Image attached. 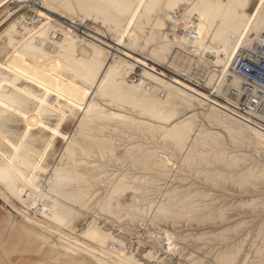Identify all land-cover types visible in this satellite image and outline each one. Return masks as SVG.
Listing matches in <instances>:
<instances>
[{
    "label": "bare ground",
    "instance_id": "obj_1",
    "mask_svg": "<svg viewBox=\"0 0 264 264\" xmlns=\"http://www.w3.org/2000/svg\"><path fill=\"white\" fill-rule=\"evenodd\" d=\"M15 1H33L40 21L24 11L0 32V196L17 198L26 209L15 214L56 236L47 255L62 249L96 264L133 255L150 264H264V196L254 193L264 186V118L238 111V97L228 94L240 95L246 83L232 70L235 54L264 48V0ZM161 65L178 76L165 77ZM135 66L150 88L127 80ZM67 103H83V111L50 168L45 150L55 137L44 124L72 115ZM106 126L125 160L100 155L108 135L92 129ZM108 218L118 223L104 224ZM138 225L148 239L133 243ZM203 248L206 255L196 254Z\"/></svg>",
    "mask_w": 264,
    "mask_h": 264
},
{
    "label": "rangeland",
    "instance_id": "obj_2",
    "mask_svg": "<svg viewBox=\"0 0 264 264\" xmlns=\"http://www.w3.org/2000/svg\"><path fill=\"white\" fill-rule=\"evenodd\" d=\"M27 2H24V1L19 2V1H15V0H0V32L6 26V24H7L6 19L9 16L14 17L17 14L24 12V11L28 15H32L33 13L35 14V12H32L29 10V8H30L29 6L33 3V1L30 3H29V1H27ZM253 8H254V6H252L251 10H253ZM4 11H7V12H4ZM46 11H48V10H46ZM49 12L52 15H53V13H55L53 16L54 17L56 16V18L59 20H63V19L59 18V16L57 17V15H59V14L65 16V17H68L63 12H59V13H58V11H56L57 13L51 12V11H49ZM168 15H169V13H168ZM84 20H87V19H85V18L81 19V21H84ZM94 23L97 24L98 22H94ZM98 25L100 26V24H98ZM158 67L160 69V73L162 75H164L165 77L178 76L175 71H172L166 65H161ZM217 85L219 86V83ZM45 88L46 87H43L42 91H48L49 90V94L52 93V89L53 90L56 89V88H52V89H48V88L45 89ZM198 88H200V87H198ZM200 89L204 90V92H206L204 94H206V95H207V93L212 92L211 90H208L205 88H200ZM187 93H188V96H190V97L196 96L197 98H203L204 100L207 99L206 96L200 97V96L195 95L191 91H188ZM53 97H56V95H53ZM203 99H202V101H204ZM40 102L44 103L46 101L43 98H40ZM72 108H73V111H71ZM79 109H80V112H79ZM65 111L72 113V115L68 116V115H64L62 113L58 116H51L53 119L48 120L44 124V127L49 132V134H51L52 136L55 137V146L52 149L50 148V149L45 150L46 151L45 156L47 158V162L50 164V168L56 164L55 162H57V159H58V156L60 155V153L64 152L66 154V152L64 151V145L68 139L67 137L71 134V132L73 130H75V131L78 130V128H75V124L77 122V120H76L78 118L77 116L80 115L81 112L83 111V103L79 104L77 107H74L72 104L67 103V106L65 107ZM201 122H203V121H201ZM201 122H200V124H201ZM92 131L94 133L108 135L107 141L103 143L104 148H101V150H100L101 156L104 157L106 151H109L111 155H114L115 157L119 158L122 161L126 159V155H127L126 149L124 148L123 145H118L117 137L115 135L109 134V126H106L103 129L93 128ZM76 138H77V140H79L81 138V136L77 135ZM242 147L243 146H241V148L238 147V150L241 149L240 151H237V149H235L234 150L235 153L237 152L238 154H240L242 152V149H243ZM244 148L245 149L247 148L244 151L248 153V147H244ZM253 154L255 155L256 152L252 153V154L250 153V156L252 158H254L252 160L250 159L251 161H255L256 159H258L257 155L259 153H257L256 156H254ZM127 162H124L123 164H118L117 167H122L120 165H123L122 168L129 167L131 162H130V164H129V161H127ZM125 163H127V164H125ZM78 170L84 174V177L89 179V175H88L87 170L82 169V167H79ZM167 183H170V182L167 181ZM168 185H166V186H168ZM260 186H262L263 188ZM260 186H258V188H256V190L259 189V191H260V188H261L260 192L264 193L263 184ZM37 188L39 189L40 192H43V191L46 192L45 189L42 187L41 183H39L37 185ZM90 188H92V186L87 187V189H90ZM262 189H263V191H262ZM41 190H43V191H41ZM256 190L254 192V193H256L255 195H258V196L263 195L264 196V194L257 193L258 190H257V192H256ZM251 193H252V195H254L253 192H251ZM234 196L237 197L238 194H234ZM232 197L233 196H229V199H232ZM238 197L239 198H245V197H247V194L243 193V194H240ZM130 198H131V195L120 196V200L122 203L130 201ZM5 200H7L9 202V204H10L9 208L6 205V203L4 202ZM231 202L233 203V200H231ZM22 206H23V204L19 200L17 201V198H14V196L10 195L9 193L5 194L3 197L0 196V241L2 243V247L0 248V251H1V253H0V264H96L95 261L90 260L86 257H83L79 254H67L62 249H51L50 253L47 255V251H49L51 244L53 242L57 241L56 236L53 234H48L47 232H43V231L37 229L34 225L27 223L22 218H20L17 214H15L16 213L15 209H22V210L26 209L25 206L24 207H22ZM250 215H252V214H250ZM38 216L40 218L42 217L41 215H38ZM253 216H251V218L248 217L246 219L250 220V219L256 217L257 215L254 217ZM237 218L238 217H235L232 220H230V223L235 222ZM112 220H114V219L108 218V222L107 221L105 222V220H104L103 223L104 224L106 223L108 226L113 227L118 222L117 223L112 222ZM109 221H110V223H109ZM252 221H253V219H252ZM83 223L81 222L80 226L83 225ZM138 226H139L138 227V234L140 233L139 237H138V234H137V237H136V235L128 236V239L133 243L137 240H145V239L147 240L148 239V236H145V235H148V233H146L147 231L144 228V226H140V225H138ZM178 229L184 230V228H181V227L180 228L178 227ZM159 234H161V233H159ZM76 236L79 239L77 242L79 245L81 243H88L87 238L83 237L82 235H76ZM140 236H142V237H140ZM128 239L124 240V246L126 247L127 252H129L128 247H130ZM206 249L205 248L198 249L199 252L196 250V252H198V253H196L195 251L194 252L196 254L206 255V253L204 252ZM191 251H192V249H191ZM201 251H202V253H201ZM135 259H138L140 261V263H137V264H150L146 259L138 258L135 255H133V259H131V258L125 259V258L119 257L118 261L121 262L122 264H136L134 262Z\"/></svg>",
    "mask_w": 264,
    "mask_h": 264
},
{
    "label": "built area",
    "instance_id": "obj_3",
    "mask_svg": "<svg viewBox=\"0 0 264 264\" xmlns=\"http://www.w3.org/2000/svg\"><path fill=\"white\" fill-rule=\"evenodd\" d=\"M170 16L173 21L179 20L178 14L174 11L170 12ZM31 20L33 24H38L40 16L33 13ZM70 23L77 25V22ZM179 32L186 36L190 34L188 29H182ZM179 32L173 36H178ZM232 70L246 81L240 95L233 90L228 93L231 97H238L237 110L243 113H258L264 118V48L260 46L250 51L239 50L234 56ZM127 80L132 84H141L146 88L151 87V81L143 80L141 66H135L128 73Z\"/></svg>",
    "mask_w": 264,
    "mask_h": 264
}]
</instances>
